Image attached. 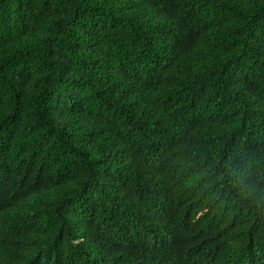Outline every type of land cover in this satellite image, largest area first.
<instances>
[{
  "label": "trees",
  "instance_id": "trees-1",
  "mask_svg": "<svg viewBox=\"0 0 264 264\" xmlns=\"http://www.w3.org/2000/svg\"><path fill=\"white\" fill-rule=\"evenodd\" d=\"M0 264H264V0H0Z\"/></svg>",
  "mask_w": 264,
  "mask_h": 264
}]
</instances>
